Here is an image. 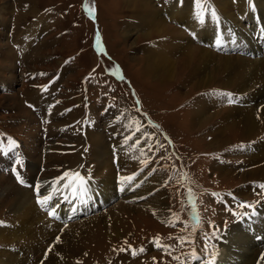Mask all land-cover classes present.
<instances>
[{
	"label": "rangeland",
	"instance_id": "rangeland-1",
	"mask_svg": "<svg viewBox=\"0 0 264 264\" xmlns=\"http://www.w3.org/2000/svg\"><path fill=\"white\" fill-rule=\"evenodd\" d=\"M127 1L0 0V234L7 239H0V248H9L5 257L0 254V264H43L48 254L56 263V248L69 232H74L77 244L83 246L77 258L68 259L66 252L71 251L64 242L61 250L69 264H210L209 248L215 241L226 233L232 235L231 230L243 223L249 226L251 218L263 214L259 209L264 206V156L250 149L264 137V130L249 141L238 129L228 131L221 136L228 142L221 151L205 149L207 131L203 128L200 134L189 128L191 103L194 98L222 92V96H235L237 92L231 86L221 91L215 87L218 82L208 84L207 75L204 88L195 90L187 85L183 74L195 65L197 55L169 54L165 48L168 37L162 39L161 48L159 38L145 37L141 29L130 32V22L139 24L132 21L137 16L128 12ZM200 1L206 4V17L213 14V6L229 10L231 20L243 17V5L234 4V0ZM246 1H252L258 19H239L238 28L245 34L239 51L197 43L217 54L215 62L220 57L247 59L250 55V60H264V28L260 26L264 0ZM166 25L189 37L180 24ZM175 31L168 35L176 38ZM177 40L175 46L185 45ZM146 46H152L153 52H145ZM146 55L153 63L150 67L171 76L163 74L159 79L150 73V77L142 69H148ZM213 65L204 57L200 68L209 70ZM227 101V107L242 108L235 102L227 105ZM258 104H251L260 118L257 127L262 124L263 111ZM212 106V111L220 110ZM129 121L136 127L126 128ZM142 128L151 133L149 140L144 139ZM139 142L145 156L128 165L126 154ZM244 147H248L250 161L241 153ZM107 167L116 170L106 172ZM222 168L234 176L253 173L248 175L250 180H227L217 172ZM123 175L125 187H132L128 192L117 188L116 179ZM61 176L90 181V197L80 202L76 195L70 196L74 203L66 208L63 199L49 210L41 209L40 203L38 210L31 203L32 211L17 208L18 193L27 190L36 202L40 188ZM158 201L160 214H168L165 219L156 212ZM260 204L256 212L234 224L239 214ZM56 206L64 208L57 220V215L50 213ZM72 206L77 210L66 214ZM42 210L48 211L46 215ZM40 232L44 234L39 236ZM255 245L263 248L260 254L264 252V239H254L249 248ZM27 246L37 249L34 256L24 253ZM240 252L241 248L234 256L240 260L234 264H241L244 254Z\"/></svg>",
	"mask_w": 264,
	"mask_h": 264
},
{
	"label": "bare ground",
	"instance_id": "bare-ground-1",
	"mask_svg": "<svg viewBox=\"0 0 264 264\" xmlns=\"http://www.w3.org/2000/svg\"><path fill=\"white\" fill-rule=\"evenodd\" d=\"M232 2L236 5L240 3L243 5V11L241 12L243 17H240L239 19H243L246 21H252V20L257 21L258 15L255 13L252 7V1L234 0ZM127 3L129 7L128 12H131L132 10L133 11L132 13H134V15L137 16V17H134V19L136 20H132V21H137L139 24V26H135V25L130 24L131 22L129 23L128 21L129 23L128 30L130 32L135 33L139 31L137 29H141L142 30L141 32L143 33L145 37L159 38L161 41V44H160L161 48L163 47L162 39L168 37L170 40L166 41L167 45L164 43L165 40L163 43L166 45L165 48L168 49L169 54L173 51H175L176 53L179 51L178 53L185 52L186 56L188 57L192 55H197V61L195 65L190 69V71H186L183 74V80L185 77H187V79L185 78L187 85H191L192 89H195V90H197L198 87L204 88L205 86L203 83V77L207 75L208 84L213 83L214 85L215 83L218 82L220 85L218 84L215 87L220 88L221 91L225 90L224 88L231 86L234 92H237L235 93L236 97L231 96L230 101L239 100L240 103H242L243 105L244 104L246 105V106H242V108L237 107V106L236 108L234 106H229V107L225 106V102L229 99V96L228 95L222 96V93L224 92L217 94V95L210 96L208 98L205 96L197 98V99L194 98V101L191 103L192 106L190 105L192 109L188 113L189 114V117H188L189 118V128L191 132H197V130H199L198 133L200 134L203 132V128L205 129L204 132L206 131L208 132V133L206 132V135L203 136L204 138L201 136H198L199 140H202L201 138H203L204 140L205 139L207 140L208 144L207 145L203 144L205 146V149H208L215 153L217 150H220L224 146H227L228 142H226V139L221 138V136L223 135V133L225 134L228 131H235L236 129H238L239 131L243 132L244 137L246 138V141H249V140H252L254 137H256L257 134L259 135L262 130H264V60L261 58L260 61H258L256 59L257 57L254 60H250L248 59L249 57L251 58V55H250L249 57H247V59H243L241 56L236 57V58L227 57V56L220 57L221 58L220 61L215 62L217 58L215 59L214 57H216L217 54L214 55L215 53L213 54L212 52L205 49V48H210L211 46L221 45L222 48L226 50L234 51V52L239 51L242 45L245 44V40H244L245 34H243L240 28H238V26L241 23L239 19L231 20L233 19V17L229 15L230 14L229 10H226L222 6L221 8L217 6H213L212 7L213 14L208 15V17H206L205 14L203 13L204 12L203 10L206 9V4L202 3L200 0H197L194 2H191V0H128ZM197 7H200L201 9ZM214 7H216V9ZM167 22L175 23L176 25L180 24V26H182L184 30L188 32L189 37L187 36L186 38L185 36L183 37V34L180 29H179L180 31L179 30L175 31L174 29H172L173 27L171 29H168V26L166 25ZM259 23H261V21ZM260 26L261 28H264V22H262ZM171 31L176 32V35H177L176 38L174 37V35L169 36V35H172ZM176 40L181 41V42L183 41L182 43L185 45L175 46L174 43ZM153 42L151 43L153 44ZM200 42H202L203 47L205 48L196 46L197 43H200ZM144 49H145V52L147 51L149 54L153 52V51H150L152 49V46L151 47L146 46ZM255 50L252 49L253 53H255ZM8 54H10V56H7L8 60L13 59V54L11 52H9ZM147 55L144 57L146 58L145 60L148 65V69L144 66L142 69H144L145 72L150 77H151L150 73H153V76L159 79L163 78V74L166 75L167 77L171 76L169 72H158L155 69H153V67H150L149 65H152L153 63H150L149 56ZM171 55L173 56V54ZM204 57L214 62L213 67H211V69L209 70L205 68V66L204 68H200L201 64L204 61ZM164 62H166L165 59H164ZM190 100L192 99H189L188 101ZM208 101H211L212 104L211 105L208 104L209 103ZM254 101H259V104L257 105V107L259 106V107H262L263 109L262 111L263 113L260 112L262 115V124L258 127H257L258 125L257 122L258 120H260V118L258 117L257 112L253 111L254 106L251 105ZM212 105H214V107L217 106L220 110L212 111L213 110ZM127 117L129 120L132 118L130 116H127ZM133 123L134 122L129 121V124L128 125L126 124L127 125L126 128H130V126L135 128L136 126H134ZM137 127H139L138 123H137ZM142 134H145V138H144L145 140L146 138L148 140L151 138V135H150L151 133L149 134L147 129L145 130L144 128H142ZM137 137L139 138V136ZM132 140L134 139L132 138ZM141 146H142L141 142H139L138 145L136 146L135 144L134 146H131L130 151L126 154V157L128 158L126 162H128L127 163L128 165H130L132 161H135V162L140 161V159H142L145 156V153L143 151V148L141 149ZM247 149L248 147L247 148L244 147V149L241 150L242 151L241 153L244 154L243 157H246L247 160L250 161L249 159L251 155L247 154L248 153ZM250 151H253V152L259 151L257 155L263 158L264 156V137H262L261 139H258L254 143L253 148L250 149ZM89 154L95 157L99 155L98 152L97 154L96 152H89ZM115 170L114 168H111V167L106 168V172H111V171L115 172ZM220 171H217L219 175H221L222 178L227 179V180L228 179H238V178L244 179V180H250L251 177H248V175L251 176V173H253V172H247V173H244L243 175L234 176L233 175L234 172L230 173L229 170L222 168L220 169ZM124 177L125 175L119 176V178L117 177L116 182L119 183V186H117V188L119 191L120 189L124 188L125 192H128V190L131 189L132 187H127V188L125 187ZM47 186L44 187L43 189L40 188V191L38 192V195H37L38 200L43 199L44 197L49 198L47 202L45 203V205L41 204V207H42L41 209L49 210V208H51L52 206H55L57 202H60L61 199L65 200L64 208H66V205H70L69 203L73 202L72 197H70L73 195L74 196L76 195L77 197H79L80 202L83 201V198L90 197L91 182L90 181L86 182L84 180H80L75 177L70 179V178H65L61 176L59 180L49 183L47 184ZM248 187L250 186L248 185ZM246 188L247 187H245V190ZM55 199L56 201H54ZM67 201L68 203H66ZM15 203H17V206H19L17 208H19L20 211L21 210L32 211L34 209L38 210L37 201L34 202L33 194L27 192V190L22 191L17 194L15 198ZM28 203H31L34 206V209H31L28 206ZM97 203L99 204L103 202L97 201ZM158 204H160V201L155 202V205H158ZM148 205L150 204L148 203ZM64 208L62 209V208H59V206H56V208L54 210L52 209L50 213L57 215V216H54L57 220L59 219L58 217L60 216V213H61L59 211H63ZM41 209H39V211H41ZM161 209L162 208L160 204L158 205V207H156V210H157L156 212H158L159 215H161L160 218L165 219L168 214L166 215L165 212H161L160 214L159 211H161ZM76 210L77 208L74 206L69 207L66 210L67 211L66 214L71 215ZM259 210H261L260 213H263V214H260L259 218H251L252 222L249 226L246 227L245 223H243L239 227L235 228L234 230H231L233 232L232 235L230 233H226L221 238L220 241H215V244H213L212 247L209 248L212 252L210 255L211 256L210 264L237 263L240 260V257H234V256L237 255L240 248H241L240 253L244 254V258L242 259L241 264H264V252L260 254L263 248L259 250V246L256 247V245H259V243L255 245L254 249L253 247L249 248V245L252 242H254V239H260V240L264 239V206H262ZM42 211H45L44 213L45 215H46V212H48L46 210H42ZM63 217H65V214H63ZM34 224L35 222L32 221L31 225H34ZM55 224L56 226H58L57 223ZM43 234L44 232H40L39 236H42ZM73 234L74 232L67 233V237L64 240V242L66 241L65 246H69V250L71 251L70 253L66 252L67 256H69L68 259L77 258L82 253L80 250L81 248L80 246L82 245L77 244L76 238L74 237ZM70 238H71V241H70ZM0 239H3V242L7 241L5 236L2 234H0ZM39 239L40 237H38L37 240ZM64 242L58 245L56 248V256H57L56 263L54 262V260H52L51 262V257L47 253L48 256L43 262V264H69V262H67L66 260V255H64L61 250L63 248L62 245L64 244ZM42 247L43 245L41 244V246L38 248L39 251L43 249ZM8 249L9 248L7 246L3 245V247L0 248V254L5 257L6 256L5 251ZM252 249H253L252 254L251 255L248 254L249 251ZM34 251H37V249H35L34 246L33 247L27 246L25 248L24 253L29 257L30 254H32L33 256L35 255ZM5 261L7 263L9 262L7 258H5Z\"/></svg>",
	"mask_w": 264,
	"mask_h": 264
},
{
	"label": "snow or ice",
	"instance_id": "snow-or-ice-1",
	"mask_svg": "<svg viewBox=\"0 0 264 264\" xmlns=\"http://www.w3.org/2000/svg\"><path fill=\"white\" fill-rule=\"evenodd\" d=\"M228 95H230V94H228ZM230 102H231V101H230ZM13 173L16 175L17 180H18L19 182L23 183V181L21 180L19 174L16 172L15 169H13ZM261 187H264V185H261ZM48 199H49L48 197H44L43 199L38 200L37 203L45 204V203L47 202Z\"/></svg>",
	"mask_w": 264,
	"mask_h": 264
}]
</instances>
